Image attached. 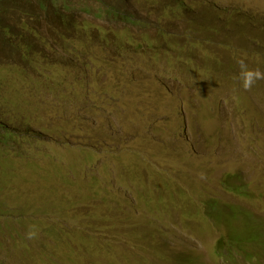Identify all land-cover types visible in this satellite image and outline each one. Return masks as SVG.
Listing matches in <instances>:
<instances>
[{
  "label": "rangeland",
  "instance_id": "rangeland-1",
  "mask_svg": "<svg viewBox=\"0 0 264 264\" xmlns=\"http://www.w3.org/2000/svg\"><path fill=\"white\" fill-rule=\"evenodd\" d=\"M66 1L74 13L86 2L99 8L90 0ZM241 1L264 7V0ZM122 2L108 3L146 18L140 0ZM178 32L183 42L185 32ZM179 46L166 75L122 93L117 124L112 120L120 138L113 162L49 143L32 168L14 166L16 177L0 191L1 210L13 215L0 216V264H47L41 251L69 264H226L216 254L218 240L249 238L264 225V98L248 94L243 78L231 83L226 72L204 71L199 58L183 54L189 45ZM194 49L212 61L221 56L200 42ZM226 174L240 175L227 183L244 184L248 197L226 191ZM238 208L243 213L234 219Z\"/></svg>",
  "mask_w": 264,
  "mask_h": 264
},
{
  "label": "trees",
  "instance_id": "trees-1",
  "mask_svg": "<svg viewBox=\"0 0 264 264\" xmlns=\"http://www.w3.org/2000/svg\"><path fill=\"white\" fill-rule=\"evenodd\" d=\"M109 1L90 0L97 11L86 2L75 13L66 0L0 1V191L16 177L17 163L32 168L49 143L113 162L120 146L115 124L122 93L166 75L173 52L178 55L183 48L179 43L189 45L183 53L187 60L195 56L204 71L230 74L231 83L240 84L249 71L264 74V7L258 10L241 0H140L144 18ZM148 1L153 9H146ZM153 10L156 15L149 18ZM79 14L110 21L96 24ZM179 29L185 32L182 43L173 33ZM199 42L211 53L220 49L221 56L214 55L213 61L197 56ZM187 68L197 80V69L191 73L189 64ZM170 74L177 77L174 67ZM243 89L264 98V78ZM135 171L133 175L140 173ZM239 178L224 175L226 191L248 197L244 184H228ZM211 204L213 209L218 202L211 199ZM2 206L0 216H13ZM242 213L238 208L232 217ZM216 250L226 264H264V225L249 238L218 240ZM54 256L41 251L39 260L69 264V258Z\"/></svg>",
  "mask_w": 264,
  "mask_h": 264
},
{
  "label": "clouds",
  "instance_id": "clouds-1",
  "mask_svg": "<svg viewBox=\"0 0 264 264\" xmlns=\"http://www.w3.org/2000/svg\"><path fill=\"white\" fill-rule=\"evenodd\" d=\"M262 78H264V74L260 73L259 71L246 72L243 77V86L245 88H251L257 79Z\"/></svg>",
  "mask_w": 264,
  "mask_h": 264
}]
</instances>
